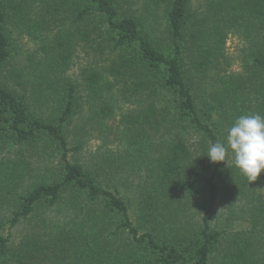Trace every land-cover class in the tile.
Segmentation results:
<instances>
[{
    "label": "trees",
    "instance_id": "trees-1",
    "mask_svg": "<svg viewBox=\"0 0 264 264\" xmlns=\"http://www.w3.org/2000/svg\"><path fill=\"white\" fill-rule=\"evenodd\" d=\"M251 114L264 0H0V264H264Z\"/></svg>",
    "mask_w": 264,
    "mask_h": 264
},
{
    "label": "clouds",
    "instance_id": "clouds-1",
    "mask_svg": "<svg viewBox=\"0 0 264 264\" xmlns=\"http://www.w3.org/2000/svg\"><path fill=\"white\" fill-rule=\"evenodd\" d=\"M207 156L213 163L232 159L248 182H255L264 172V116H239L227 129L225 140L209 145Z\"/></svg>",
    "mask_w": 264,
    "mask_h": 264
},
{
    "label": "rangeland",
    "instance_id": "rangeland-1",
    "mask_svg": "<svg viewBox=\"0 0 264 264\" xmlns=\"http://www.w3.org/2000/svg\"><path fill=\"white\" fill-rule=\"evenodd\" d=\"M26 41V47H24V49H29V50H34V48H36L37 44L32 42V41H28L27 39H25ZM242 47V42L240 39H238L237 37H230V39L228 40V43H227V52L229 54V56L231 57H235L239 50L241 49ZM26 53V52H25ZM78 64L74 65L72 67V69L74 70L75 74H78L80 73L81 71V63H85V62H82V61H77ZM238 63H235V66L233 67L234 70H239V67H238ZM120 114H118L119 116ZM221 208V207H220ZM219 211V208L217 209V212Z\"/></svg>",
    "mask_w": 264,
    "mask_h": 264
}]
</instances>
